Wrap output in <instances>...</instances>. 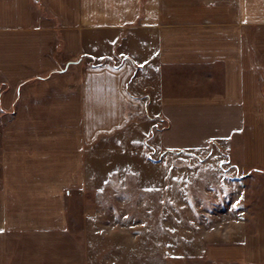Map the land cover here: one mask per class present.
Returning <instances> with one entry per match:
<instances>
[{
  "label": "crops",
  "instance_id": "1",
  "mask_svg": "<svg viewBox=\"0 0 264 264\" xmlns=\"http://www.w3.org/2000/svg\"><path fill=\"white\" fill-rule=\"evenodd\" d=\"M214 149L264 174V0H0V264H91L73 196ZM262 218L165 264H264Z\"/></svg>",
  "mask_w": 264,
  "mask_h": 264
},
{
  "label": "rangeland",
  "instance_id": "2",
  "mask_svg": "<svg viewBox=\"0 0 264 264\" xmlns=\"http://www.w3.org/2000/svg\"><path fill=\"white\" fill-rule=\"evenodd\" d=\"M212 151L155 154L164 159L162 187L73 196L70 227L91 264L194 262L207 245L241 241L259 226L264 174L232 168L226 153Z\"/></svg>",
  "mask_w": 264,
  "mask_h": 264
}]
</instances>
